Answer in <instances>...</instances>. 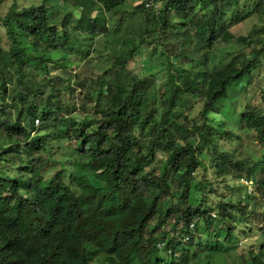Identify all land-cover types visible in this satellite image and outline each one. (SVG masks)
Wrapping results in <instances>:
<instances>
[{"label":"trees","instance_id":"trees-1","mask_svg":"<svg viewBox=\"0 0 264 264\" xmlns=\"http://www.w3.org/2000/svg\"><path fill=\"white\" fill-rule=\"evenodd\" d=\"M59 1H13L0 15L10 43L0 58L16 67L13 90L0 72V135L24 139L0 152V264H184L197 248L231 251L250 199L210 194L219 181L240 190L229 183L237 172H264V156L251 166L227 146L242 131L264 150V0ZM246 13L259 17L236 38L249 50L226 52ZM152 43L144 59L159 69L142 76L129 64ZM227 102L237 125L222 114ZM64 141L77 154L70 182L62 169L45 178L43 156ZM201 168L214 181L197 182ZM202 227L223 240L208 246ZM239 264H264V240Z\"/></svg>","mask_w":264,"mask_h":264},{"label":"rangeland","instance_id":"rangeland-1","mask_svg":"<svg viewBox=\"0 0 264 264\" xmlns=\"http://www.w3.org/2000/svg\"><path fill=\"white\" fill-rule=\"evenodd\" d=\"M13 1H16L20 7L25 5H30L31 3H40L41 0H4L3 2H0V15L4 16L7 11L9 10L11 4ZM245 0H240L241 3H243ZM249 1V0H248ZM50 3L53 7V10H57L61 5L62 2L59 0H50ZM251 1L249 4L251 5ZM68 10H74L72 6L63 7V11L66 12ZM75 13L77 14L78 11L76 10ZM97 17H100L102 19H105V15L103 12L96 13ZM245 19L235 24L233 27L230 28L231 33L234 35L233 39L229 44L226 45L225 49L226 52H239L241 50L248 51L249 47H247L246 44H241L237 41V37L239 36H246L248 35L252 30L256 23L259 21V17L256 13H246ZM1 33H4V30L2 27H0ZM1 46L4 48H8L9 39L2 35V39L0 42ZM153 47L152 45L149 46V48L143 47L141 50L143 54H139L135 61H131L129 64V67H131L136 72H139L142 76L148 75L150 71H157L159 69V65L152 61H146L144 58V53L147 52L148 49H151ZM230 59L227 57L224 59V63H227ZM1 68L0 72L4 79L6 80L7 84L9 85V88L13 90V82L15 79L16 74V67L14 60L11 58V55H9L8 52H6L1 58ZM79 65V62H76L74 64V68ZM78 68V67H77ZM76 68V69H77ZM257 75H263L264 76V64L263 67H259L256 71ZM164 76L160 77V81L163 82ZM258 78V77H257ZM257 82V79L255 80ZM78 94V93H77ZM237 95V94H236ZM245 93L244 91L239 92L237 95V101L239 104H241L245 99ZM239 99V100H238ZM238 104V105H239ZM240 106V105H239ZM0 109L2 107L0 106ZM239 107L235 108V106L232 103H225V108L222 110V114L226 115V117L230 120H227L226 122L229 125H237L239 122ZM81 112V111H80ZM218 117L219 115H215ZM221 118V116H219ZM226 123V124H227ZM239 135L241 136V141H239L237 147L234 145H228L229 148H237L238 150V156H240L243 159H249L248 162L249 165L253 166V164L259 160L263 159L264 156V150L262 147L255 141L253 138L249 135H247L245 132L240 131ZM22 142L23 138H16L15 141L10 142L9 140L5 139L4 135H0V148L5 150L8 145L12 143L14 145V142ZM24 143V141H23ZM67 142L64 141L62 143L52 142L50 150L47 152L46 155L43 156L44 160H47V164L43 166L42 168V174L45 178H49L51 175H53L58 170L62 169L64 170L65 174L64 177L67 182H70L69 177L72 172L75 171L74 167V159L77 157V154L74 150L70 149L67 145ZM5 146V147H4ZM1 151V150H0ZM14 157V156H13ZM11 156L6 155L5 160H9L7 162L6 166L11 170V173H14L16 169L13 168L12 164H14V161L10 160ZM17 164H21V160H18ZM3 167V165L0 164V169ZM209 171L201 168L198 170V175L196 176V181L199 182L202 176H206L209 178V181H214V178L211 175L212 169H208ZM237 175L240 174L239 180L234 181L230 180V186L234 185L235 187H240V190H231V188L225 186L223 182L219 181V188L217 190V193L210 194L212 196V200L215 201L216 199H222L223 194L228 195V197L235 198L237 196L242 197L244 201H247L250 199L249 202V210H251L253 213L249 214L250 220L245 221L244 219L238 221L237 223H234L235 228H240V232L238 231L235 235L234 239V248L229 252H218L214 250H210L208 248H197L195 250V253H192V255L189 257V259L184 264H199L202 261H206L210 256H212L217 264H239L241 262V254H244L245 256H249V250L254 247V250H258L261 246V243L264 240V231L260 228L264 226V195L260 191L259 183L261 180L264 179V172H262L258 167L253 170V173L251 175H247L246 173H240L237 172ZM196 189L193 190V194L196 196H200L199 187L195 184ZM251 196V197H250ZM250 197V198H249ZM253 197V198H252ZM256 214V216L254 215ZM168 229V228H166ZM200 240L204 243H206L208 246H214L218 240H223L224 238V231H221L219 234V231L217 228H212L211 230L201 228L200 230ZM244 232V233H243ZM133 257H136L135 254H133Z\"/></svg>","mask_w":264,"mask_h":264},{"label":"built area","instance_id":"built-area-1","mask_svg":"<svg viewBox=\"0 0 264 264\" xmlns=\"http://www.w3.org/2000/svg\"><path fill=\"white\" fill-rule=\"evenodd\" d=\"M139 3H142L147 9H158L161 6L162 0H137ZM195 224H191V228L193 229ZM164 242H160V246H163Z\"/></svg>","mask_w":264,"mask_h":264},{"label":"clouds","instance_id":"clouds-1","mask_svg":"<svg viewBox=\"0 0 264 264\" xmlns=\"http://www.w3.org/2000/svg\"><path fill=\"white\" fill-rule=\"evenodd\" d=\"M40 122H39V120L37 119L36 120V125H38ZM0 150H1V148H0ZM1 152V151H0Z\"/></svg>","mask_w":264,"mask_h":264}]
</instances>
